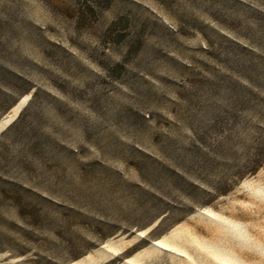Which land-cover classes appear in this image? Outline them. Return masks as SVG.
<instances>
[{"label":"rangeland","instance_id":"obj_1","mask_svg":"<svg viewBox=\"0 0 264 264\" xmlns=\"http://www.w3.org/2000/svg\"><path fill=\"white\" fill-rule=\"evenodd\" d=\"M74 262L264 264V0H0V264Z\"/></svg>","mask_w":264,"mask_h":264},{"label":"bare ground","instance_id":"obj_2","mask_svg":"<svg viewBox=\"0 0 264 264\" xmlns=\"http://www.w3.org/2000/svg\"><path fill=\"white\" fill-rule=\"evenodd\" d=\"M250 185V184H249ZM206 215V214H205ZM226 216V215H225ZM78 262V261H77ZM77 262H74V263H72V264H77ZM79 263H80V261H79Z\"/></svg>","mask_w":264,"mask_h":264}]
</instances>
